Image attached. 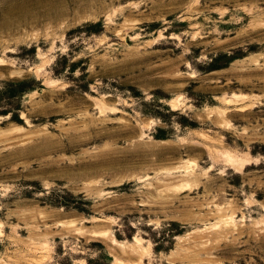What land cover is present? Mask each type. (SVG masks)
<instances>
[{
	"label": "rangeland",
	"instance_id": "374dc122",
	"mask_svg": "<svg viewBox=\"0 0 264 264\" xmlns=\"http://www.w3.org/2000/svg\"><path fill=\"white\" fill-rule=\"evenodd\" d=\"M0 264H264V0H0Z\"/></svg>",
	"mask_w": 264,
	"mask_h": 264
},
{
	"label": "bare ground",
	"instance_id": "6f19581e",
	"mask_svg": "<svg viewBox=\"0 0 264 264\" xmlns=\"http://www.w3.org/2000/svg\"><path fill=\"white\" fill-rule=\"evenodd\" d=\"M243 165L237 166L238 168H241Z\"/></svg>",
	"mask_w": 264,
	"mask_h": 264
}]
</instances>
